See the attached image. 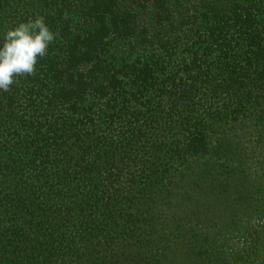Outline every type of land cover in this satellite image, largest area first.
Instances as JSON below:
<instances>
[{"label":"trees","instance_id":"obj_1","mask_svg":"<svg viewBox=\"0 0 264 264\" xmlns=\"http://www.w3.org/2000/svg\"><path fill=\"white\" fill-rule=\"evenodd\" d=\"M58 37L0 91V264H264V0H0Z\"/></svg>","mask_w":264,"mask_h":264},{"label":"clouds","instance_id":"obj_2","mask_svg":"<svg viewBox=\"0 0 264 264\" xmlns=\"http://www.w3.org/2000/svg\"><path fill=\"white\" fill-rule=\"evenodd\" d=\"M57 37L42 15L4 29L0 33V91L8 92L17 77L34 75L39 59L49 54Z\"/></svg>","mask_w":264,"mask_h":264},{"label":"rangeland","instance_id":"obj_3","mask_svg":"<svg viewBox=\"0 0 264 264\" xmlns=\"http://www.w3.org/2000/svg\"><path fill=\"white\" fill-rule=\"evenodd\" d=\"M262 233H264V225H262ZM230 250L232 251L231 253V257H232V263L231 264H251L252 261L255 259V256L250 255V259H246L244 257L245 254L243 253H247L246 248H245V241L244 242H240V243H235L234 245L231 244L230 246Z\"/></svg>","mask_w":264,"mask_h":264}]
</instances>
